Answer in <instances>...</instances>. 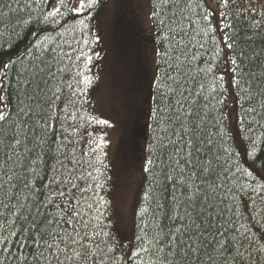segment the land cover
I'll list each match as a JSON object with an SVG mask.
<instances>
[{
  "label": "trees",
  "instance_id": "1",
  "mask_svg": "<svg viewBox=\"0 0 264 264\" xmlns=\"http://www.w3.org/2000/svg\"><path fill=\"white\" fill-rule=\"evenodd\" d=\"M146 2L149 31L145 42L143 32H136L140 23L135 0H100L89 29L61 16L56 17L59 24L38 23L49 5L37 7L33 3L25 8L26 0H0V5L21 9L10 11L8 7H0V68L12 62L6 70L7 79L3 80L6 87L0 92L5 97L0 102V113L4 115L0 120V237L11 241L0 244V249H10L0 251V264H34L29 255L34 245L25 239L27 232H20L34 218L37 224L45 219L61 220V226L71 232V226L63 225L58 215L60 206L70 201L71 208L83 211L82 218L90 221L95 230L110 233L121 245H131L133 250L148 247L145 241L153 240L161 229L167 232L181 223L172 218L188 210L182 195L184 185L193 183L198 187L202 181L205 185H218L210 203L215 218L213 231L218 229L220 234L207 236L217 252L223 244V258L213 252L216 264H233L232 257L237 252L242 254L240 264H264V253L258 251L264 245V110L260 108L259 96L254 101L239 98L238 90L231 84L232 73L228 70L231 64L226 68L222 58L225 53L228 57H239L244 52L252 57L251 70L257 74L262 71L264 0H230L229 8L225 9L229 13L227 19L219 15V0H181L179 8L161 7V0ZM78 3L79 0H74L73 6ZM110 9L111 37L114 41L123 39L130 47V50L122 48L123 58L108 55L111 37L103 27H107L104 18ZM157 9L160 15L154 18L152 13ZM206 11L210 13L214 28L210 36L214 39L200 32L207 23L200 20ZM222 20L230 27L221 30ZM225 33L235 34L233 50H228L222 40ZM95 36L99 40H94ZM145 44L152 53L150 61L144 56ZM217 49L221 59L214 60ZM131 50L133 56L129 57ZM41 52L44 53L41 60L50 64L54 73V77H44L48 80L46 85L33 68L39 64L36 57ZM81 52L93 57L87 67L84 57L76 59ZM211 65H215V76L224 74V88L217 87L215 92L209 91L213 73L202 71ZM61 68L65 71H59ZM132 68L142 74L150 91L143 116L133 123L136 126L132 137L140 138L143 159L132 195L129 231L121 234L114 203L117 183L112 156L118 146L113 135H119L120 127L110 118L105 104L115 88L124 92L137 88V82L129 85L122 80V73ZM78 72L93 77L92 83L87 87L79 83L82 76ZM32 74L37 76L35 80ZM25 80L32 82L28 84ZM37 84L43 91L36 89ZM53 93L61 99L49 108ZM221 100L223 103H218ZM253 106L256 112L247 113L246 109ZM30 109L29 116H25L23 113ZM190 110L198 114V119L202 118L198 138L192 146L187 144L190 137L182 127L190 126V121L184 119ZM92 118L108 120L111 127L96 124ZM13 134L22 141L15 153L6 149ZM101 137L107 143L97 147ZM253 148L254 154L249 155ZM7 156L12 158L5 164ZM209 159L212 171L201 175L200 166ZM70 160L76 163H69ZM25 180L29 187H25ZM67 180L71 183H66ZM73 184L77 185L76 189L72 188ZM60 191L65 193L63 197L56 194ZM101 197L105 204H101ZM88 204L92 205L91 209ZM61 226L53 225L56 231H61ZM12 232L18 235L11 236ZM138 235L143 236V241L137 242ZM21 244L25 246L20 247ZM122 254L123 249L112 253L115 264H124Z\"/></svg>",
  "mask_w": 264,
  "mask_h": 264
},
{
  "label": "snow or ice",
  "instance_id": "2",
  "mask_svg": "<svg viewBox=\"0 0 264 264\" xmlns=\"http://www.w3.org/2000/svg\"><path fill=\"white\" fill-rule=\"evenodd\" d=\"M35 4L39 7L41 4L49 5V10L45 12L42 11L41 15L43 19L38 21L45 25L48 24H59L60 22L56 17H67L69 19L75 20L76 25L82 26L83 29H89L90 21L93 18V13L96 10L97 5L100 3V0H79V3L74 5V0H26L24 4L25 8H29L32 4ZM221 11L219 15L227 19L228 12L225 9L229 8L230 0H219ZM181 0H161V7H176L179 8ZM0 7H8L10 11H20L21 9H12L10 5H0ZM83 14V15H82ZM77 19V17H81ZM160 15V9H157L152 13L154 18ZM201 21L207 22L204 27L200 29L203 36L213 38L210 36L214 32L212 23L210 22V13L206 11L201 17ZM163 23V21H161ZM199 22V21H198ZM230 27V24L225 23L223 20L220 22L219 28L221 30L227 29ZM54 30V29H53ZM88 34H91L90 32ZM35 36L36 33H33ZM94 40H99L98 36L94 37ZM222 40L225 42L228 50H233L236 47L235 43V34L225 33L222 37ZM84 43L87 44V39L84 40ZM204 45H201L203 47ZM54 51V50H53ZM44 53L41 52L40 56H37L36 59L39 61V64L33 65L35 73L41 74L40 78L43 83L46 85L48 80L44 78L45 76L54 77V73L51 71V65L46 61L41 60V56ZM96 56H99V53H96ZM81 57L85 58V67L88 63H91L93 57L85 56L84 53H80L76 59L79 60ZM195 58V57H194ZM225 61V67L228 68V63L230 62L231 68L228 69L232 73L231 84L235 86L238 90L239 98L241 100L254 101L257 96L260 97L259 104L260 108L264 110V63L261 64L262 71L257 74L253 72L250 68V63L252 57L248 56L246 53L241 52L240 56L237 57L233 55L228 57L225 53L222 57ZM70 59V57H69ZM214 60L221 59L220 50L217 49L216 54L213 57ZM11 61L3 64V68H0V92L5 89L4 79H7L9 69V64ZM43 64L46 67H41ZM215 65L209 66L207 69H203L206 73H213V82L209 88L210 92H215L217 87L220 89L224 88L223 80L224 74L220 76H215L214 74ZM47 68V72H46ZM25 71H28L27 69ZM59 71L64 72L65 69L61 68ZM17 75H20L17 73ZM78 76H82V79L79 83L87 87L93 81V77L90 75H85L78 72ZM37 76L32 74V79L35 80ZM247 78V79H246ZM25 83L31 84L32 81L25 80ZM219 82V83H218ZM261 84L262 86L256 88L253 84ZM71 87V85H69ZM201 88H204V85L201 84ZM38 91H43V88L39 84L36 85ZM84 89H81L83 91ZM59 92V89L56 90ZM173 91V89H169ZM5 97L0 95V102L4 101ZM61 97L53 93L49 97L48 107L51 108L56 104V101H59ZM218 103H223V101H218ZM181 109L183 105L181 104ZM23 113L25 116H29L31 113ZM247 113L256 112L255 106L249 107L246 109ZM35 115V113H32ZM198 114L194 111H189L187 115L184 116L185 120L190 121V126H183L184 133L190 138L187 140L189 146L194 145L195 140L198 138V130L200 129V123L202 118H197ZM179 119V115L176 117ZM4 119L3 113H0V120ZM94 119L96 124L104 125L111 127L108 120L104 119ZM36 124L39 125V120L36 121ZM26 126V125H25ZM47 127V125H44ZM2 142V141H0ZM202 142V141H201ZM22 141L17 138L16 134L9 139L6 149L8 152L15 153L21 145ZM107 143L103 137L100 138V143L97 147H101ZM208 144L211 145L212 141L209 140ZM199 151V149H196ZM253 152L249 155H253ZM211 153V149H209ZM11 156H7V160H11ZM39 159V157H37ZM191 161L189 160V163ZM69 163H76L74 160H70ZM152 163L151 160L148 162ZM69 171L68 169H65ZM145 171H149V168L146 166ZM212 171V160L209 159L206 162H203L200 166V174L209 173ZM69 175L71 173L69 172ZM195 175V174H193ZM171 179V177H168ZM18 179V177H17ZM66 183H71L70 180H67ZM14 187V186H13ZM25 187H29V182L25 180ZM100 187V185H97ZM218 185L211 184L205 185V182L202 181L200 186H194L193 183H186L184 185V192L182 195L186 198L187 211L182 215L174 216L173 221L179 220L181 223L178 224L175 228H170L167 232L161 229L160 233L157 236L153 237L151 241H145L149 246L137 247L135 250L131 245H121L118 241L110 236V233L104 232L103 230L97 231L94 227L91 226V222L83 219V211L72 209L71 201L60 206V211L58 215L62 217L63 225L71 226V232L68 231L66 227L61 226V220H42L39 224L35 223V218L31 222L30 226L25 229L21 227V234L27 232L26 240L31 241L34 245V248L30 250L29 255L33 257L34 264H115L112 253L117 249H123L122 260L124 264H216V257L213 256V252H217V249L213 248L207 240V236L211 234L216 236L220 234L219 230L215 229L214 215L211 209L210 201L213 199V193L217 189ZM73 189L77 188V185H72ZM2 189V185H0ZM80 192H84L85 189H79ZM57 195L63 197L65 193L60 191L56 193ZM15 198V197H14ZM101 204H105L106 201L103 200V197L100 198ZM48 204H51V198H48ZM23 208V205L20 206ZM88 208L91 209L92 205L88 204ZM143 211H147L144 209ZM41 215L39 206H37V216ZM207 217V219H205ZM27 219V217H25ZM61 226V231H56L53 225ZM2 227V225H0ZM74 233V235H73ZM147 233L145 232V235ZM11 236H17V232L10 233ZM105 237L108 239H98L99 237ZM137 242L143 241V236L138 235L136 237ZM11 243L7 238L0 237V244ZM63 245V247H61ZM24 244H21L20 247H24ZM3 252H9V248L0 249ZM261 253H264V245L258 250ZM217 254L223 258V244L221 243V248ZM147 257L145 259L144 257ZM21 259L26 260V257H21ZM242 260V254L237 252L236 256L232 257L233 264H240Z\"/></svg>",
  "mask_w": 264,
  "mask_h": 264
},
{
  "label": "rangeland",
  "instance_id": "3",
  "mask_svg": "<svg viewBox=\"0 0 264 264\" xmlns=\"http://www.w3.org/2000/svg\"><path fill=\"white\" fill-rule=\"evenodd\" d=\"M134 7L137 10L136 16L138 17L140 23L138 25L140 30L136 32H143L141 36L145 41V36L148 34L147 31H149V5L146 0H135ZM104 19L106 21L107 27L104 26L103 28H105L107 33H109V28L112 23L111 9L108 10ZM116 34V37L119 38V27L116 30ZM109 48L110 51L108 55H115L116 57L121 56L120 53H122V48L125 50H130V47H127V45L124 44L123 39L120 40L119 38L114 41V38L112 37L109 42ZM144 48L146 50L144 56L147 58V61H150L149 56H152V53H149L146 44L144 45ZM131 56H133V51L129 57ZM123 57L124 56H121V58ZM122 76V80L127 82L129 85L137 82V88H131L125 92L115 88L111 92V98H108L109 100L106 101L105 106L110 118L115 122L116 125H119L120 127L119 135H113V139L118 144V146H116V148H114L112 151V156L113 158L115 157L114 173L116 175L117 183V194L114 196V203L121 224V234H126L129 231L128 218L130 216L132 195L139 178V164L143 159V145L140 143L141 140L138 137H132L133 131L135 129L134 126H136L133 123L136 118L143 116L142 109H144L145 106L147 107V103L145 101L150 90H148V88L145 86L144 81L142 80V74H138L137 71L133 70V68L122 73ZM149 76L150 74L147 71V80ZM122 87L124 88V85ZM121 133L122 135L119 139ZM113 139L112 141H114Z\"/></svg>",
  "mask_w": 264,
  "mask_h": 264
}]
</instances>
